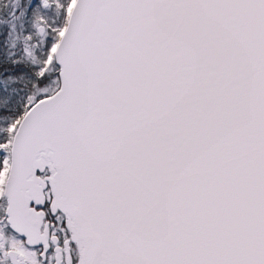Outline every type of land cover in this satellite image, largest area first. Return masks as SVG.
Wrapping results in <instances>:
<instances>
[{"label": "snow or ice", "instance_id": "1", "mask_svg": "<svg viewBox=\"0 0 264 264\" xmlns=\"http://www.w3.org/2000/svg\"><path fill=\"white\" fill-rule=\"evenodd\" d=\"M0 264H264V0H0Z\"/></svg>", "mask_w": 264, "mask_h": 264}]
</instances>
